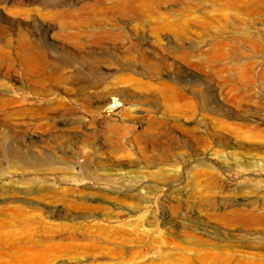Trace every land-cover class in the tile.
<instances>
[{"label": "rangeland", "instance_id": "rangeland-1", "mask_svg": "<svg viewBox=\"0 0 264 264\" xmlns=\"http://www.w3.org/2000/svg\"><path fill=\"white\" fill-rule=\"evenodd\" d=\"M116 1L0 0V264H264V233L213 221L205 189L206 165L264 187V0H139L142 20ZM20 37L48 76L14 70Z\"/></svg>", "mask_w": 264, "mask_h": 264}, {"label": "bare ground", "instance_id": "bare-ground-1", "mask_svg": "<svg viewBox=\"0 0 264 264\" xmlns=\"http://www.w3.org/2000/svg\"><path fill=\"white\" fill-rule=\"evenodd\" d=\"M57 8H59V7H57ZM158 8H159L158 5L157 6H153V5L147 6V5L143 4L142 2H139V0H117L112 5L105 7L104 11L105 12H113V13H115V12H118V13L131 12V13L135 14L137 16V18H140L142 20V19H145V17H146L145 12L148 13L149 15L150 14L152 15L153 13H155L157 11ZM57 10H58L57 15H59L60 17L66 13V11L63 10V8H62V10L61 9H57ZM81 12L82 11L75 12V13H81ZM75 18L79 19L80 17L79 16L72 17V19H75ZM81 23H85V18L82 19ZM71 24L77 26L75 21H73ZM178 27L179 26L177 24H164V25L159 24L158 26L155 27V30L158 31L159 29H163V30H169V31H174L176 33H178V32L180 33V30ZM35 40H33V39H31V40L26 39L25 40L22 37L17 38L16 42L13 40V42L17 43L16 44V50H15V53L13 56H14V60L18 63V66H19V68H17V66H16L14 70H16V72H18L20 69H23L26 71L28 76H31L32 78L39 79L40 77L42 78V76L45 74H47V76L50 74V73H47L45 71L46 70L45 69V67H46L45 62L50 61L49 60L50 58H48L46 56L45 51L41 50V48H39L37 46ZM1 55H3L4 57L8 56L7 52H1L0 56ZM1 59L2 58L0 57V61H1ZM57 71L61 75L62 70L58 69ZM29 79H31V78H29ZM31 80H33V79H31ZM140 87L142 89H148V86H145V85H140ZM160 93L162 95L163 101H165V103L169 106L168 109H171L174 111L175 109H178L180 107V106L178 107L176 105V102H175L176 101L175 100V96H176L175 93L176 92L174 91L173 87H171L169 85H163L162 88H160ZM107 101H108V99L104 100L102 102V105H105L107 103ZM163 105H165V104H163ZM190 106H192V105H190ZM104 108L105 107H100L99 109L102 110ZM114 108H115L114 105H111L109 107V109L111 111H113ZM182 110H184V109H182ZM113 126L114 127L112 128V130L109 133L107 132V135H109L108 140H112L114 134L117 135L118 137H123L126 135V133L131 131V128H129L127 126L119 125L116 123ZM115 139H116V137H115ZM82 147H83L82 151L83 152L85 151L87 161H90V158H92V156H93V135L88 136L84 140ZM10 162H21V165L24 168L44 166L43 164L31 163V162H40V161H30L28 159H21L17 155H10ZM41 162H43V161H41ZM251 164L254 165V163H251ZM205 167L207 169L205 171V174H207V177H208L205 189L207 191V194H209L208 195L209 199L207 200V203H208V207H212L213 210H215V212L212 215H210L211 219L213 221L220 223L221 225H223L227 228L252 229V230H259L262 233H264V187L259 188L260 184L252 183L251 185H246V187L239 188L236 191L231 190L230 184L222 182L221 178L217 174H215V172L213 171V169H211L209 167V165H206ZM206 191H204V193ZM233 191H235V194H244V195H252V196H249V198L243 199L241 201H233L230 199H229L230 201L225 200L224 204L223 203L217 204L215 201L211 200V198H212L211 196L213 194L214 195L217 193L223 194V192H233ZM83 194H85V193L82 192L81 194H76L75 199L69 200L71 202V203H69V205H71L72 208H74V207H88L87 203L93 199L92 198L93 193L91 194V196H89L90 198L88 199V201L84 200V201H86V203H84V201L83 202L80 201L83 198ZM124 195L127 197H132L134 194L130 190ZM213 199H214V197H213ZM222 205H223V208L219 209V207H221ZM209 209L211 210V208H209ZM260 241L262 242V241H264V239L261 238ZM245 246H247V245H245Z\"/></svg>", "mask_w": 264, "mask_h": 264}]
</instances>
